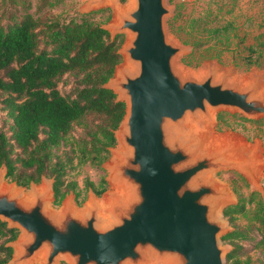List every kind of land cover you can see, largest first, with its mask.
<instances>
[{"label":"water","instance_id":"water-1","mask_svg":"<svg viewBox=\"0 0 264 264\" xmlns=\"http://www.w3.org/2000/svg\"><path fill=\"white\" fill-rule=\"evenodd\" d=\"M107 5L114 20L103 28L112 39L126 34L104 85L125 103L106 163L116 189L90 191L83 207L70 193L54 208V178L26 188L0 168V220L20 229L5 264H225L221 239L232 228L222 209L237 202L216 173L235 168L256 184L264 156L259 144L238 154L241 138L208 129L221 109L264 116L261 75L239 82L218 64L200 75L180 67L190 48L169 36L167 0H88L86 10Z\"/></svg>","mask_w":264,"mask_h":264},{"label":"trees","instance_id":"trees-1","mask_svg":"<svg viewBox=\"0 0 264 264\" xmlns=\"http://www.w3.org/2000/svg\"><path fill=\"white\" fill-rule=\"evenodd\" d=\"M61 1L42 0L38 11ZM12 3L20 4L22 13L10 7L0 15V105L12 121L9 129L0 127V168L20 185L54 178L59 201L68 191L63 185L71 171L87 163L100 166L116 144L114 131L125 103L104 85L122 60V38L112 39L91 14L80 19L36 16L29 0ZM196 22L207 26L211 13ZM63 79H74L65 93L59 87ZM76 123H84L82 136L73 134ZM224 216L233 225L239 217L248 221L222 237L233 245L226 264H264V257L252 260L243 253L247 244L264 250V196L251 192L228 205ZM17 236L16 228L0 220V264L11 259L7 243Z\"/></svg>","mask_w":264,"mask_h":264},{"label":"rangeland","instance_id":"rangeland-1","mask_svg":"<svg viewBox=\"0 0 264 264\" xmlns=\"http://www.w3.org/2000/svg\"><path fill=\"white\" fill-rule=\"evenodd\" d=\"M13 0H0V15L10 7L18 10L21 14V6L12 3ZM88 0H63L54 7L46 5L38 11V5L42 0H29L31 3L30 12L37 15H51L61 19L72 17L80 19L82 15L91 14L92 19L102 26L114 20V8L110 5L86 10ZM128 0H119L124 5ZM172 7V13L166 18V26L169 36L178 44L188 46V52L178 58V65L193 75L203 73L207 64H218L223 70L231 71V78L235 81L246 82L253 74H260L264 84V0H167ZM211 13V22L207 26L200 23H193L199 17ZM6 17V16H5ZM222 29L219 32L214 30ZM123 45L126 34L120 33ZM262 55L261 57H259ZM73 80L63 79L59 87L67 92L73 86ZM3 106L0 105V127L9 129L11 119ZM215 121L212 128L214 137H224L233 134L242 139L248 148L259 144L261 154L264 156V116L250 118L240 111L221 109L215 112ZM85 132L84 123H76L73 134L82 136ZM112 158L110 152L108 159L100 166L89 163L77 166L67 176L63 185L64 192L60 200L55 194L52 199V206L60 208L65 198L73 193L78 207H83L89 199L90 191H93L99 198L108 191L116 189L115 184L109 182V170L106 163ZM217 177L228 183L234 192L235 201L241 197H247L251 192H259L264 196V166L258 173L256 184L239 170L235 168L222 169L216 173ZM43 179H50L44 177ZM40 182H35L41 185ZM6 181L15 182L6 177ZM20 185V184H19ZM29 188V185H21ZM58 201V202H57ZM229 205V204H228ZM225 205L222 209L223 219L234 229V225L244 227L248 221L239 217L233 225L229 218L224 216ZM18 230L20 229L13 227ZM252 233L257 235L256 231ZM2 240H0V243ZM10 242V241H9ZM223 245L233 249V245L221 239ZM2 252H0L1 255ZM245 255L252 260L264 257V250L260 247H253L247 244ZM227 257V256H226ZM227 262V259H226ZM225 262V264H226ZM61 264H68L62 260Z\"/></svg>","mask_w":264,"mask_h":264},{"label":"bare ground","instance_id":"bare-ground-1","mask_svg":"<svg viewBox=\"0 0 264 264\" xmlns=\"http://www.w3.org/2000/svg\"><path fill=\"white\" fill-rule=\"evenodd\" d=\"M193 125H192V127L194 128V130H197L198 128H201V124H198L197 123V124H193ZM208 130H209L208 131L209 132V136L212 137L213 136V134H212V128H210ZM251 149L248 148V146L245 143H243L242 141H240L239 146H237V153L238 154H241V153L249 152V151H251ZM101 204H102V202H101Z\"/></svg>","mask_w":264,"mask_h":264}]
</instances>
